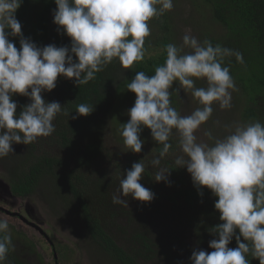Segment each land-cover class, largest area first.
I'll return each mask as SVG.
<instances>
[{
  "label": "clouds",
  "instance_id": "obj_1",
  "mask_svg": "<svg viewBox=\"0 0 264 264\" xmlns=\"http://www.w3.org/2000/svg\"><path fill=\"white\" fill-rule=\"evenodd\" d=\"M22 3L0 0V159L14 152V144L31 145L52 135L57 115H69L59 102H46L42 95L56 88L59 77L74 80L79 87L94 80L113 60L124 69L132 68L145 59L149 22L174 8L173 0H55L54 23L70 38L71 46L40 47L22 33L16 17ZM10 37L20 38L19 49ZM162 51L164 63L155 67L153 75L138 71L126 84L136 99L127 113L130 119L119 129L125 152L142 151L141 133L148 128L161 146L148 162L156 169L154 180L168 183L171 169L186 168L201 196L207 188L218 198L214 207L222 223L209 229L217 237L209 242L213 251L194 250L191 264H250L249 257L264 264V123L224 125L223 138L206 131L212 143L196 135L212 117L214 104L221 110L232 107V92L238 89L225 59L234 56L244 64L243 54L213 46L209 40L201 42L190 29L181 45L169 43ZM197 80L205 81L206 87H196ZM181 90L199 105L188 115L172 106L173 92ZM17 94L30 100L18 115L13 100ZM93 111V106L80 103L72 119ZM174 135L179 153L172 168L162 167ZM145 158L120 178L113 204L128 207V197L140 202L154 199V193L140 183ZM233 238L236 248L229 247ZM13 249L9 222L0 219V264Z\"/></svg>",
  "mask_w": 264,
  "mask_h": 264
},
{
  "label": "trees",
  "instance_id": "obj_2",
  "mask_svg": "<svg viewBox=\"0 0 264 264\" xmlns=\"http://www.w3.org/2000/svg\"><path fill=\"white\" fill-rule=\"evenodd\" d=\"M203 1L211 10L209 20L220 25L221 32L207 30L202 41L209 40L213 46L220 44L243 54L244 64L238 63L234 56L225 59L238 89L232 92L235 113L241 122L264 123V0ZM56 8L55 0H23L16 17L24 37L40 47L50 44L70 47V38L58 31L54 23ZM176 20L169 11L149 22L151 35L146 38L145 59L130 69L113 60L96 73L94 80L79 87L74 80L59 77L56 88L42 95L46 102H59L69 115H57L52 135L31 145L14 144V152L2 158L8 164L7 176L14 193L30 196L45 182L49 194L52 192L59 204L63 202L74 210L93 245L117 264H147L154 259L159 264H191L194 250L213 251L209 242L217 237L209 229L222 223L214 207L218 198L207 188L202 189L201 196L186 168L171 169L168 183L154 180L156 169L148 162L158 155L161 146L153 140L150 129L144 128L141 133L140 138L148 143L142 148V156L125 152L122 137L117 134L121 124L130 119L127 113L136 99L126 84L138 71L153 75L155 67L164 63V46L181 44ZM10 39L19 49L20 38ZM195 86L206 87V83L197 80ZM192 99L183 90L173 92L172 106L188 115L199 106L193 107ZM13 100L18 105L17 115L30 103L28 97L19 94ZM80 103L93 106L94 111L72 119L78 115L75 109ZM196 135L205 141L204 134ZM177 141L174 135L170 140L173 148L161 161L162 167H173L179 153ZM144 158L146 169L140 183L154 193V199L140 202L126 198L136 203V212L113 204L112 195L119 188L120 178ZM125 216L129 228L124 226ZM138 219H142L141 225ZM13 246L4 264H30L14 243ZM229 247H237L235 238ZM249 259L250 264H259V260Z\"/></svg>",
  "mask_w": 264,
  "mask_h": 264
},
{
  "label": "rangeland",
  "instance_id": "obj_3",
  "mask_svg": "<svg viewBox=\"0 0 264 264\" xmlns=\"http://www.w3.org/2000/svg\"><path fill=\"white\" fill-rule=\"evenodd\" d=\"M171 11L175 17H177L176 32L178 33L177 39H179V44H182V37L188 29H190L191 34L197 37V39L201 42L205 31L210 30L215 33L221 32V26L209 20L208 15L211 14V10L209 7L204 5L203 0H174V8ZM197 23L200 24V27H196ZM191 101L193 107H195L197 103H195L193 99ZM233 103L234 99L232 96V107L230 109L221 110L218 104H214L212 117L208 122L201 126L198 130V134L203 135L206 131L210 130L214 137L223 138V136L227 134L224 125H230L233 122H241L237 113H235L237 109ZM184 112L185 111H183L182 114ZM217 121H219V124L216 123ZM117 134L119 135V133ZM203 137L206 142L212 143V141H210L205 134ZM146 146H148V143L147 141H144L143 148ZM141 153L142 152L137 154L142 156ZM7 166V162L0 159V176L4 177L9 182L7 176L9 171L6 169ZM46 185L47 184L45 182H42L39 188H37V191L27 197V199L36 205V208L39 211V217L41 215L44 219L46 218L58 234H61V236L68 242L76 244L75 246L76 249L78 248V254L77 251L74 250V263L77 261L78 264H117L107 253H103L102 250L100 251L97 247H95V245H93V242H91L87 232L83 230L82 224L75 218L74 210L69 205H64L63 202L59 204L56 200L58 198H53L51 195L52 192L49 194L48 187H46ZM128 202V207L126 208H130L136 212V203H132L131 199H129ZM126 219L127 216L122 218L124 226L129 228L130 224H127L128 219ZM137 222L141 225L142 219H138ZM11 236L14 245L17 246V250L24 254V258L26 259L27 256H29L33 260L34 254L23 251L22 245L18 242V236L15 234L12 235V233ZM39 258H35V261L33 260V262H37ZM71 260L72 259L69 258L68 264H70ZM147 264H159V260L154 259L147 262Z\"/></svg>",
  "mask_w": 264,
  "mask_h": 264
},
{
  "label": "flooded vegetation",
  "instance_id": "obj_4",
  "mask_svg": "<svg viewBox=\"0 0 264 264\" xmlns=\"http://www.w3.org/2000/svg\"><path fill=\"white\" fill-rule=\"evenodd\" d=\"M11 191V195L0 193V219L8 220L10 231L12 235L18 236L23 251L33 253L34 261L40 257L37 262H33L29 256L24 259L30 264H68L71 258L70 264H78L73 259L74 250L78 254L76 244L58 234L46 218L39 217L36 205L27 199L29 196L22 197L14 193L12 185Z\"/></svg>",
  "mask_w": 264,
  "mask_h": 264
},
{
  "label": "water",
  "instance_id": "obj_5",
  "mask_svg": "<svg viewBox=\"0 0 264 264\" xmlns=\"http://www.w3.org/2000/svg\"><path fill=\"white\" fill-rule=\"evenodd\" d=\"M0 193L3 194H12L11 184L4 178L0 177Z\"/></svg>",
  "mask_w": 264,
  "mask_h": 264
}]
</instances>
